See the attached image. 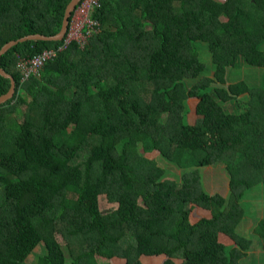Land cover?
I'll return each instance as SVG.
<instances>
[{"label":"trees","instance_id":"16d2710c","mask_svg":"<svg viewBox=\"0 0 264 264\" xmlns=\"http://www.w3.org/2000/svg\"><path fill=\"white\" fill-rule=\"evenodd\" d=\"M70 1L0 0V50L55 35ZM90 17L88 40L24 83L20 61L64 37L0 57L16 83L0 105V264H25L40 245L36 264H67L58 237L70 264H240L254 244L245 200L264 190V78L251 87L227 75L264 69V0H99ZM10 84L0 75V97ZM190 99L199 125L187 121ZM213 130L227 134L209 150ZM205 167L223 169L228 195L206 190ZM196 208L211 216L192 223ZM253 236L264 241V208Z\"/></svg>","mask_w":264,"mask_h":264},{"label":"rangeland","instance_id":"374dc122","mask_svg":"<svg viewBox=\"0 0 264 264\" xmlns=\"http://www.w3.org/2000/svg\"><path fill=\"white\" fill-rule=\"evenodd\" d=\"M205 56H202L205 60L210 61V56L207 51H205ZM208 64V63H207ZM212 74V72H210ZM230 83H235L238 81H245L251 87H260L263 84L264 78V69L253 67V66H240L232 69L228 72L227 75ZM197 102L196 99L188 100V109L186 112L187 121L190 124H200L201 117L197 116L194 110V104ZM219 131H212L211 139L207 142L206 147L207 149H211L214 146L213 137ZM188 136V134H186ZM211 143L213 146L211 147ZM161 165H165L163 161L160 160ZM202 177H203V184L206 190L210 194L219 193L223 196H226L228 190V178L226 173L220 167H205L201 169ZM117 205L116 203H111L108 201L106 195H102L99 198V207L103 213L110 212L111 209L115 208ZM245 207L247 208V215L246 221L244 222L243 226V235L246 238L254 239L253 248L249 253H239L238 262L240 264H264V241L257 240L253 236V230L255 225L257 224L258 220L263 215V208H264V190L260 189L255 192L249 194L247 199L245 200ZM209 211H206L201 208H196L194 212V216L192 218V223H195L202 217H209ZM58 241L62 244L63 250L67 257V264L71 263V259L69 257L68 249L66 247V243L63 241L61 237H58ZM220 241L226 245L233 243L229 238L221 235ZM37 255L41 252H45L44 245H40L35 249ZM35 256L28 259V264H34ZM143 264H164L166 257L165 256H157V257H142L141 258ZM245 260V261H244ZM177 263H181L179 260L176 261ZM96 264H125V261L119 258H114L112 260H108L105 258L98 257L96 259Z\"/></svg>","mask_w":264,"mask_h":264},{"label":"built area","instance_id":"2783aa9c","mask_svg":"<svg viewBox=\"0 0 264 264\" xmlns=\"http://www.w3.org/2000/svg\"><path fill=\"white\" fill-rule=\"evenodd\" d=\"M99 0H83L78 4L74 11L72 19L69 23V28L66 31L62 44L56 49H46L42 54L35 56L32 59L20 61L18 68L21 72V82L28 81L33 75H39L43 70L46 62L57 55L58 51L66 48L71 42L77 41L85 43L91 35L89 29L95 24L94 19L90 17V12L95 5H98ZM88 28L85 33V29Z\"/></svg>","mask_w":264,"mask_h":264},{"label":"water","instance_id":"95a60500","mask_svg":"<svg viewBox=\"0 0 264 264\" xmlns=\"http://www.w3.org/2000/svg\"><path fill=\"white\" fill-rule=\"evenodd\" d=\"M79 0H71L69 2V4L66 7L65 10V14H64V18L62 21V26L60 28V30L55 34V35H51V36H47V35H43V34H34V35H30V36H26L24 38H21L19 40H15V41H11L9 43H7L1 50H0V57L6 53L11 47L17 45L20 42H24L27 40H36V39H43V40H61L63 39V37L66 34V31L68 29V25H69V21H70V16L72 14V12L75 10L77 3ZM0 75L4 78L10 79V89L9 92L0 97V105L5 103L6 101H8L9 99H12L14 94H15V90H16V83L14 78L7 74L0 66Z\"/></svg>","mask_w":264,"mask_h":264},{"label":"crops","instance_id":"0c3cea01","mask_svg":"<svg viewBox=\"0 0 264 264\" xmlns=\"http://www.w3.org/2000/svg\"><path fill=\"white\" fill-rule=\"evenodd\" d=\"M196 105H197V102L194 104V110H195V113H196ZM197 115V114H196ZM198 116V115H197ZM196 125H198V124H196ZM215 131V130H214ZM216 131H219V132H217L216 134H219V135H222V136H226V134H227V132L226 131H224V130H216ZM186 138H189V135L188 136H185ZM213 146V143H211V147ZM228 193H229V186H228V190H227V193H226V195H228ZM213 194V193H212ZM209 215L211 216V213L209 212ZM209 216V217H210ZM209 217H206V218H209ZM233 245V243H230V244H228V246H232ZM43 254H45V252H41L39 255H37L36 254V252H35V250H34V252L28 257V259L29 260H31V258L33 257V256H35V260H34V264H36V262H37V260H38V258L41 256V255H43ZM28 259L26 260V263L25 264H28Z\"/></svg>","mask_w":264,"mask_h":264}]
</instances>
